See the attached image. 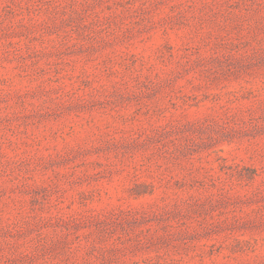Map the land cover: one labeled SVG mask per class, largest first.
I'll list each match as a JSON object with an SVG mask.
<instances>
[{
	"label": "rangeland",
	"instance_id": "1",
	"mask_svg": "<svg viewBox=\"0 0 264 264\" xmlns=\"http://www.w3.org/2000/svg\"><path fill=\"white\" fill-rule=\"evenodd\" d=\"M0 264H264V0H0Z\"/></svg>",
	"mask_w": 264,
	"mask_h": 264
}]
</instances>
